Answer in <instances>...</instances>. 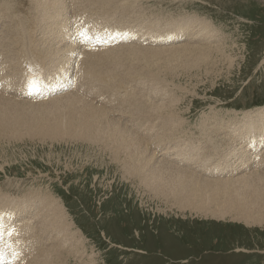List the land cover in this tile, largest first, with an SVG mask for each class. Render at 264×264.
<instances>
[{
  "label": "bare ground",
  "instance_id": "bare-ground-1",
  "mask_svg": "<svg viewBox=\"0 0 264 264\" xmlns=\"http://www.w3.org/2000/svg\"><path fill=\"white\" fill-rule=\"evenodd\" d=\"M0 2V56L7 64V74L14 79L18 77L14 65L22 64L23 68L37 64L19 62L25 49L35 50L37 56L42 54L51 68L60 62L68 52L63 41H69L65 39L69 30L65 36L61 33L64 15L71 16L79 7L83 14H99L105 23L112 18L127 19L155 42L163 41L168 31L181 30L171 34L179 43L176 46L129 45L99 55L80 52L81 58L61 60L62 68L73 61V68L83 75L82 87L86 91L35 104L18 101L12 91H1L0 139L34 137L40 143L50 140L94 144L110 155L124 180L135 181L144 193L170 209L264 224V134H260L264 129V106L244 112L240 120L238 114H232L243 130L256 134H229L234 127L229 128L223 118L218 121L215 116L199 122V127H194L196 134H187L179 129L181 120L169 109L173 101L168 84L176 87L173 78L179 73L215 66L212 59L216 57L232 63L233 59L226 55V40L211 25V19L186 16L176 21L168 16L171 22L166 23L148 12H136L140 6L134 0ZM31 29L35 37L30 35ZM182 39L189 41L178 42ZM146 82L148 91L143 94L136 88ZM115 87L122 88L121 92L115 93ZM92 93L108 100L100 103L97 94ZM164 94L170 96L165 101L161 98L159 104L156 97ZM239 127L236 129L235 124L236 130ZM0 208L13 211L15 223H11H22L20 242L29 241L22 250L21 264H72L70 258L75 264H95L94 254L88 255L84 246L85 236L73 228L58 198L36 192L29 198L14 200L0 193Z\"/></svg>",
  "mask_w": 264,
  "mask_h": 264
},
{
  "label": "rangeland",
  "instance_id": "rangeland-1",
  "mask_svg": "<svg viewBox=\"0 0 264 264\" xmlns=\"http://www.w3.org/2000/svg\"><path fill=\"white\" fill-rule=\"evenodd\" d=\"M137 2L134 0V3L140 6L136 12H148L166 23L171 22L166 19L170 16L168 13L179 11L183 12V16H196L208 21L211 19L210 23L219 34L221 33L220 37L226 40L229 48L226 55L233 59L230 63L223 57L213 58L215 66L179 73L178 77L173 78L176 87L168 84L173 101L169 109L171 108L175 117L181 120L179 129H184L187 134H196L194 127L198 128L199 122L215 116L218 121L223 118L229 128L234 127L229 130V134H256L248 132V129L243 130V125L240 126V121L235 122L232 114H238L240 120L244 112L264 106V2ZM171 2L177 6H171ZM79 11L83 9L77 8L71 16ZM71 16L64 15V21ZM111 20L114 22L113 26L101 24L109 29V32L134 30L144 42L152 40L150 36L143 35L141 29L138 31L137 24L127 19ZM145 24L143 23V27ZM70 27L72 26H69V29ZM74 28L84 27L76 24ZM33 31L34 29L30 30V35L35 37L32 35ZM75 39L73 41L76 42ZM73 41L70 43L74 44ZM221 44L224 46L225 41ZM67 45L65 49L70 51L73 45ZM25 51L30 62L37 61L38 64V57L45 61L42 54L37 56L35 50ZM47 64L48 66L43 64L39 71L45 74L52 66ZM6 66L7 64L0 60V78L5 80L0 84L4 85L5 89L1 90L4 88L1 86L0 92L13 93L12 95L20 101L24 87L18 84L19 77L14 76V79L8 76ZM65 67L73 68V61ZM14 68L18 70V66L14 65ZM140 82L142 80L137 81ZM145 84H139L136 89L141 92L143 90L144 94L148 91L147 82ZM83 89L86 91V87ZM64 95L66 93L58 96ZM169 96L158 95L157 102L161 104V98H165V101ZM39 109H42V106ZM231 123L234 125L230 126ZM235 124L236 129L240 126L238 130L235 129ZM260 134H264V129L260 130ZM33 138L0 139V190L14 200L24 196L29 198L31 193L39 192L58 198L64 208L66 203L68 210L65 209V212L74 223L73 228L77 229V225L84 227L88 234L85 236L84 246L88 255L94 254L95 264H264V224H247L228 216L216 219L188 210L170 209L161 201L144 193L135 181H132L134 185L124 180L118 165L110 160L108 153L99 151L97 145L50 142L47 139L40 143ZM16 189L24 191L20 195L14 192ZM221 228L223 233H220ZM98 230L104 235L97 233ZM107 243L119 245L116 247L120 252L118 249V252H115L116 248ZM156 243H162V246ZM133 245L147 252L138 253V250L122 249ZM153 248L158 250L152 251ZM202 249L203 252H200ZM171 256H175V259ZM69 260L75 264L71 258Z\"/></svg>",
  "mask_w": 264,
  "mask_h": 264
},
{
  "label": "snow or ice",
  "instance_id": "snow-or-ice-1",
  "mask_svg": "<svg viewBox=\"0 0 264 264\" xmlns=\"http://www.w3.org/2000/svg\"><path fill=\"white\" fill-rule=\"evenodd\" d=\"M80 35H81V36H87V35H88V30H87V29H82L81 32H80ZM82 42H83V41H82ZM27 83H28V86H31L32 81L29 80Z\"/></svg>",
  "mask_w": 264,
  "mask_h": 264
},
{
  "label": "flooded vegetation",
  "instance_id": "flooded-vegetation-1",
  "mask_svg": "<svg viewBox=\"0 0 264 264\" xmlns=\"http://www.w3.org/2000/svg\"><path fill=\"white\" fill-rule=\"evenodd\" d=\"M156 244L162 246V245H161L162 243H156ZM132 250H133V249H132ZM150 250H151V249H150ZM150 250H149L148 252H150ZM153 250H158V249H157V248H153L152 251H153ZM146 252H147V251H146ZM150 253H151V252H150ZM171 258H172V259H175V256H171Z\"/></svg>",
  "mask_w": 264,
  "mask_h": 264
}]
</instances>
